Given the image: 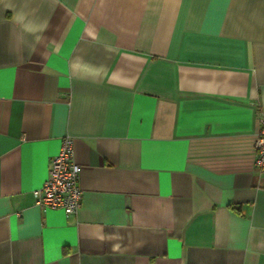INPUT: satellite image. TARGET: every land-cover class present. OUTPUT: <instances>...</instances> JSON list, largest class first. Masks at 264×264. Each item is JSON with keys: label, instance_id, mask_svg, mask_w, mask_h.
<instances>
[{"label": "crops", "instance_id": "crops-1", "mask_svg": "<svg viewBox=\"0 0 264 264\" xmlns=\"http://www.w3.org/2000/svg\"><path fill=\"white\" fill-rule=\"evenodd\" d=\"M263 124L264 0H0V264H264Z\"/></svg>", "mask_w": 264, "mask_h": 264}, {"label": "built area", "instance_id": "built-area-1", "mask_svg": "<svg viewBox=\"0 0 264 264\" xmlns=\"http://www.w3.org/2000/svg\"><path fill=\"white\" fill-rule=\"evenodd\" d=\"M254 166L264 175V124L254 140ZM80 166L74 161L70 135L61 139L58 152L50 159L48 175L43 184L32 191L34 205L40 209H63L76 213L82 197L79 187Z\"/></svg>", "mask_w": 264, "mask_h": 264}]
</instances>
